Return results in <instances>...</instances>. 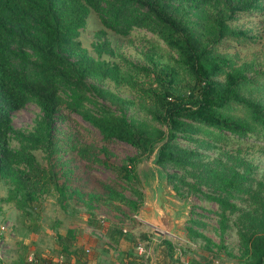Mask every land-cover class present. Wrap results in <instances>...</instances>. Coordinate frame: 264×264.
I'll use <instances>...</instances> for the list:
<instances>
[{
	"label": "trees",
	"instance_id": "16d2710c",
	"mask_svg": "<svg viewBox=\"0 0 264 264\" xmlns=\"http://www.w3.org/2000/svg\"><path fill=\"white\" fill-rule=\"evenodd\" d=\"M91 13L101 28L88 52L79 37ZM242 17L259 19L264 30V0H0V180L9 187L7 202L29 217L39 209L50 188L47 173L43 187L35 178L45 171L37 153L57 147L55 123L62 112L75 114L104 142H122L136 151L121 166L98 163L128 182L139 163L153 158L178 195L186 187L185 193L200 192L204 201L217 205L223 232L228 219L253 201L257 226L243 233L244 252L233 264H264V177L253 184L254 167L242 150L214 152L224 139L232 145L248 139L264 143V69L243 63L230 73L231 60L221 52L229 41H256L238 28ZM136 31L153 37L141 42L151 51L146 64L125 59L112 40H127ZM169 55L178 70L169 67ZM111 85L131 96H120ZM100 99L115 104L120 113ZM28 104L39 109L38 120L31 130L14 129L13 114ZM231 106H239L241 113H226ZM128 110L134 115L128 116ZM72 143V150L83 148L74 139ZM224 155L226 160L218 159ZM50 177L63 205L72 197L69 187L59 185L53 171ZM201 185L208 191H201ZM107 191L110 200L119 199ZM237 201L249 207L241 208ZM125 202L136 209L132 200ZM186 235L192 241L204 238L192 226ZM72 236L69 230L57 237L55 253L64 261L34 254L31 261L21 256L11 264H85V251ZM161 245V264H179L173 259L174 244L164 238ZM133 249L115 253L103 264H142Z\"/></svg>",
	"mask_w": 264,
	"mask_h": 264
},
{
	"label": "rangeland",
	"instance_id": "374dc122",
	"mask_svg": "<svg viewBox=\"0 0 264 264\" xmlns=\"http://www.w3.org/2000/svg\"><path fill=\"white\" fill-rule=\"evenodd\" d=\"M237 24L238 28L245 30L248 35L256 36V41L246 45L229 41L221 47L222 54L231 60L228 71L234 73L233 70L240 68L243 63L253 65L256 70L264 69L262 24L259 19L250 17H242ZM99 28L101 25L97 14L91 13L87 26L79 37L82 47L88 52L91 51L90 44L94 41V33ZM112 40L116 45L119 43L122 56L128 61L147 63L151 51L143 44L147 40H153L149 33L136 31L127 40L116 41L113 36ZM160 45L164 47L163 44ZM170 57L171 55L168 56L169 67L178 70ZM111 90L122 97L131 96L126 95V89L118 90L113 85ZM100 102L120 113L115 104L103 99H100ZM226 113L237 115L241 111L239 106H231ZM39 115V109L33 104H28L13 114L12 126L16 130H31ZM127 115L133 116L134 112L128 110ZM55 128L57 147L46 146L45 150L37 153L41 167L45 171L35 178L40 184L39 188L43 187L44 174L47 173L50 189L48 196H45L43 203L32 216L19 212L11 202H7L9 187L0 180V224L8 225L3 235L1 250L4 264H11L21 256L29 260L34 254L39 257H52L58 262L64 261V258L56 256L55 247L57 237H65L69 230L73 232L72 241L81 246L85 251V259L92 264L107 262L111 254L123 252L121 250L128 243L130 246L133 245L136 256L143 258L142 264H152V261L161 263L165 250L161 241L164 238L174 244L173 259L178 260L180 264H194L198 261L203 264L215 262L233 264L242 256L244 252L242 235L249 231L251 226H257L252 217L258 207L253 201L249 200V209L228 219L227 229L223 232L217 215V205L204 201L200 192L185 193L188 191L186 187L183 188L184 192L180 191L182 195H178L172 184L167 182L166 171L155 165L153 158L139 163L132 173L133 177L126 182L110 167L98 163V160H104L107 165L121 166L127 158L136 155L132 147L118 141L104 142L97 130L75 114L62 112L61 119L56 120ZM72 139L83 148L72 150L70 148L73 144ZM224 140L215 146V153L240 149L254 167L253 184L264 177L263 142L248 139L247 144L243 141L241 145L237 143L232 145ZM11 145L16 147L17 141L11 140ZM218 148L219 151L216 150ZM206 153L212 157L215 155L211 150ZM230 154L237 159L242 157L234 152ZM218 159L226 160L227 155L219 156ZM236 164L238 173H243L241 164L238 162ZM51 171L57 174L58 184L68 186L72 194L63 205L59 202L58 192L53 190ZM186 181L194 182L192 178H187ZM199 189L203 192L208 191L203 185L199 186ZM107 190L118 194L119 199L110 200V193ZM91 195L98 196V200L91 202L89 199ZM258 196L263 197V192L260 191ZM124 200H132L136 204V209L131 210ZM236 204L241 208L249 207L248 203H243V207L239 201ZM159 218L171 220L174 227L172 232L164 230L162 224L165 222ZM188 226L196 229L205 239L190 240L186 235ZM120 231L128 237L121 236ZM138 243L145 244L148 250L147 261L145 256L136 252L135 247ZM94 254L98 256L96 259Z\"/></svg>",
	"mask_w": 264,
	"mask_h": 264
},
{
	"label": "built area",
	"instance_id": "2783aa9c",
	"mask_svg": "<svg viewBox=\"0 0 264 264\" xmlns=\"http://www.w3.org/2000/svg\"><path fill=\"white\" fill-rule=\"evenodd\" d=\"M8 229V225L5 223V224H0V259H2V255H1V250H2V246H3V242H4V233L7 231ZM135 250L136 252L141 255V256H145L146 257V261H147V248L145 246V244H141V243H138L137 244V247H135ZM32 260V257L29 258V261ZM150 263V262H149ZM215 264H218L217 262H215Z\"/></svg>",
	"mask_w": 264,
	"mask_h": 264
},
{
	"label": "water",
	"instance_id": "95a60500",
	"mask_svg": "<svg viewBox=\"0 0 264 264\" xmlns=\"http://www.w3.org/2000/svg\"><path fill=\"white\" fill-rule=\"evenodd\" d=\"M159 219H160V221L165 222L164 224H162L164 230H165L166 232H169V233L172 232V229H173L174 227H173V224H172L171 220L169 221L167 218H165V219H163V220H162V218H159ZM161 234H162V233H161Z\"/></svg>",
	"mask_w": 264,
	"mask_h": 264
},
{
	"label": "crops",
	"instance_id": "0c3cea01",
	"mask_svg": "<svg viewBox=\"0 0 264 264\" xmlns=\"http://www.w3.org/2000/svg\"><path fill=\"white\" fill-rule=\"evenodd\" d=\"M125 240V239H124ZM127 244V243H126ZM128 245V246H127ZM126 246H125V248L123 249V250H121V251H126V250H128V249H131L132 248V246L133 245H131L130 246V244L128 243ZM113 253V252H112ZM111 255H113V254H111ZM94 260V259H93ZM61 262V261H60ZM74 262V259H72L71 260V263H73ZM159 262V261H158ZM157 261H152V264H161V263H158ZM85 264H92V262H89V261H86V263ZM180 264V263H179Z\"/></svg>",
	"mask_w": 264,
	"mask_h": 264
}]
</instances>
